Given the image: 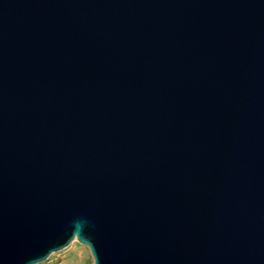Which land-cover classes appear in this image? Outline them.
Returning a JSON list of instances; mask_svg holds the SVG:
<instances>
[{
	"label": "water",
	"instance_id": "1",
	"mask_svg": "<svg viewBox=\"0 0 264 264\" xmlns=\"http://www.w3.org/2000/svg\"><path fill=\"white\" fill-rule=\"evenodd\" d=\"M264 264V0H0V264Z\"/></svg>",
	"mask_w": 264,
	"mask_h": 264
},
{
	"label": "rangeland",
	"instance_id": "2",
	"mask_svg": "<svg viewBox=\"0 0 264 264\" xmlns=\"http://www.w3.org/2000/svg\"><path fill=\"white\" fill-rule=\"evenodd\" d=\"M36 264H93L86 246L71 240L64 248L51 252L46 259Z\"/></svg>",
	"mask_w": 264,
	"mask_h": 264
}]
</instances>
